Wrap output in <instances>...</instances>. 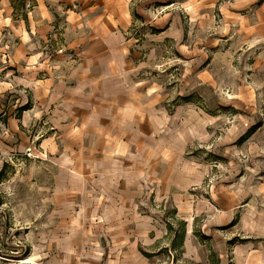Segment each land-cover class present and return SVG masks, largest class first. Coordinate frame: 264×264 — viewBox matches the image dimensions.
<instances>
[{
  "label": "rangeland",
  "instance_id": "1",
  "mask_svg": "<svg viewBox=\"0 0 264 264\" xmlns=\"http://www.w3.org/2000/svg\"><path fill=\"white\" fill-rule=\"evenodd\" d=\"M79 1L46 0L50 28L39 30L36 0H0V264H232L240 238H209L203 215L182 249L167 180L187 184L193 207L213 204L215 187L236 207L264 172V42L242 29L254 5L230 21L234 0H131L121 45L135 114L118 108L117 141L90 127L77 146L56 83L69 85L79 47L68 43L86 35Z\"/></svg>",
  "mask_w": 264,
  "mask_h": 264
},
{
  "label": "crops",
  "instance_id": "2",
  "mask_svg": "<svg viewBox=\"0 0 264 264\" xmlns=\"http://www.w3.org/2000/svg\"><path fill=\"white\" fill-rule=\"evenodd\" d=\"M36 1L37 26L40 27L39 30L49 29L52 16L47 8V3H45L46 0ZM130 1H79L82 14L81 24L85 26L86 35H81L78 41L68 43L67 48L73 51L79 47L74 51L78 52V54L76 52L79 56L78 61L67 75L69 85L56 83V89L60 90L61 99L66 106L65 110H60V112L65 118L67 116L71 121H75L74 124L69 123L67 128L64 127V130H70L71 142L74 140L77 143L78 138L75 135L81 136L85 129L94 127L98 134L108 126L112 129L115 140V135L118 134L115 132L118 129V123H115V119L118 117V108L124 110L127 115L129 112L131 115L135 114L133 113L134 107H132L135 93L127 89L129 86L127 72H132L133 65L128 63L123 45H121L123 34L133 22ZM249 1L254 5L249 14L251 24L247 29L244 27L242 29H244V35L248 40L260 42L258 45H262L264 42V0H234V2H230L226 15L230 21H242L244 18L240 12L247 7ZM64 20L70 31L75 28L79 29L77 28L80 23L78 20H81V17L78 19L74 15L64 12ZM262 46L264 47V44ZM125 59L126 62H124ZM262 59L264 60V57ZM56 89H54L55 94ZM103 100L107 101L109 108L106 111L97 106V104H102ZM103 118L108 120L105 119V121ZM71 128L77 130L71 131ZM115 128L117 129L115 130ZM80 138L79 147L82 146ZM104 145L108 149L112 147L108 139H104ZM101 147L94 145L92 149L97 150ZM113 148L120 152L126 150L125 145H118V143ZM85 161L89 162L90 160L86 159ZM167 181V188L171 193V208L179 209L180 212L183 210L182 219H180L184 223L181 246L182 249H185L186 254L189 253L188 246L191 243L189 222L197 216L203 215L206 216L204 224L211 233L204 230L205 226L202 231L209 234L208 237L211 236L221 243L218 234L212 232V229H228L230 235L240 238L236 243L234 240L231 241L232 244L234 243L232 264H264V172L256 175L252 188L246 185L239 188V202L236 207L230 201L223 200L222 194L225 189H219V187H215L212 191L213 204L208 206L198 201L196 207H193L195 204L192 200L183 194L187 184L180 179ZM159 197L162 198H160L161 200L169 198L167 195H159ZM166 199L164 205H167ZM228 226L230 227L227 228ZM221 250L223 253L225 252V244L221 245ZM223 257V255L219 257L222 258V264H224Z\"/></svg>",
  "mask_w": 264,
  "mask_h": 264
},
{
  "label": "trees",
  "instance_id": "3",
  "mask_svg": "<svg viewBox=\"0 0 264 264\" xmlns=\"http://www.w3.org/2000/svg\"><path fill=\"white\" fill-rule=\"evenodd\" d=\"M26 109H27L26 107H22L20 110L24 111ZM179 225H180L179 239H180V241H182L181 238H182V235H183V232H184V230H183L184 223L182 221H180Z\"/></svg>",
  "mask_w": 264,
  "mask_h": 264
},
{
  "label": "built area",
  "instance_id": "4",
  "mask_svg": "<svg viewBox=\"0 0 264 264\" xmlns=\"http://www.w3.org/2000/svg\"><path fill=\"white\" fill-rule=\"evenodd\" d=\"M31 149H29V151H30Z\"/></svg>",
  "mask_w": 264,
  "mask_h": 264
}]
</instances>
